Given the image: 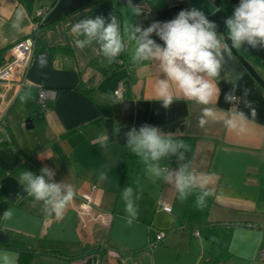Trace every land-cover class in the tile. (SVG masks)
I'll use <instances>...</instances> for the list:
<instances>
[{
    "label": "crops",
    "instance_id": "1",
    "mask_svg": "<svg viewBox=\"0 0 264 264\" xmlns=\"http://www.w3.org/2000/svg\"><path fill=\"white\" fill-rule=\"evenodd\" d=\"M131 3L141 8L140 15L135 16L128 0H0V64L12 44L30 35L36 9L48 7L33 35L26 84L16 88L0 82V232L8 234L0 240V264H6L5 257L7 264H20L21 247L60 252L34 253L25 257L27 264H264L258 258L264 250V50L233 49L218 81L219 100L210 105L218 112L238 107L248 114L247 131L239 134L222 123L201 128L203 106L183 96L164 109L153 91L154 65L132 63L134 45L127 40L123 64L116 65L95 44L77 48L71 34L72 24L85 17L107 21L115 15L123 31L131 24L146 28L153 21L171 20L191 8L203 11L217 31L225 33L224 20L239 0ZM18 10H23L24 19L14 29ZM41 54L45 67L38 63ZM119 82L124 90L116 100ZM40 86L54 94L46 99L44 123L32 121L28 127ZM233 87L241 99L229 103L225 94ZM244 89L250 90L247 99L257 111L255 120L243 105ZM144 124L171 136L195 138L193 167L208 175L212 192L205 207H196L195 194L181 200L171 185L154 180L140 160L127 156L124 132ZM105 131L110 140L101 148L96 141ZM40 155L52 158L41 160ZM44 166L55 170V182L65 181L76 192L61 220L46 215L17 183L21 170L38 175ZM101 172L107 174L104 181ZM129 186L139 195L132 225L126 222L121 198ZM17 193L23 199H17ZM161 201L172 207L171 213L159 208ZM86 202L92 210L82 208ZM9 208L14 216L6 221L3 213ZM159 232L165 236L157 241ZM15 240L20 247L7 244Z\"/></svg>",
    "mask_w": 264,
    "mask_h": 264
},
{
    "label": "clouds",
    "instance_id": "2",
    "mask_svg": "<svg viewBox=\"0 0 264 264\" xmlns=\"http://www.w3.org/2000/svg\"><path fill=\"white\" fill-rule=\"evenodd\" d=\"M128 7L135 16L141 14V8L133 6L131 0H128ZM23 19V10H18L12 28L19 29ZM224 24L226 32L220 33L217 24L210 21L203 11L191 8L179 11L171 20L153 21L146 28L131 24L123 31L115 15H111L107 21L101 16L85 17L72 24L71 34L77 48L84 49L95 44L100 54L109 61L125 51L127 40L134 45L132 63L139 65L148 62L154 65L156 77L153 91L164 109H169L177 96H183L203 106L198 121L201 128L209 123H222L226 130L243 134L247 131L248 114L238 107L218 112L210 105L217 104L219 100L221 89L218 81L225 73L228 61L233 58V49L264 50V0H239ZM153 35L163 44L157 43ZM38 63L40 67L46 66L43 54ZM235 91L233 87L225 94L227 102L241 99L235 95ZM249 92V89H244L242 102L245 108L250 109V117L255 120L257 111L247 99ZM115 134L118 135L119 130ZM124 137L126 148L139 158L154 180L171 185L181 200L195 194L196 207L206 206L207 198L212 195L208 175L193 167L192 160L186 155L189 146L183 140L149 124L138 129L132 127L124 132ZM109 140L110 136L105 131L98 135L96 142L101 148H107ZM173 156L178 163L176 169L162 163ZM45 158L52 157L40 155L41 160ZM55 175V170L44 166L38 175L21 170L16 179L23 192L33 199L34 204H40L46 215L61 220L76 192L73 185L65 181L55 182ZM99 179L106 180L107 174L101 172ZM121 198L127 213L126 222L132 225L138 217L136 201L139 195L129 186L122 190ZM17 199H23V196L17 193ZM13 216L11 208L3 213L6 221ZM4 259L7 264L8 258Z\"/></svg>",
    "mask_w": 264,
    "mask_h": 264
},
{
    "label": "built area",
    "instance_id": "3",
    "mask_svg": "<svg viewBox=\"0 0 264 264\" xmlns=\"http://www.w3.org/2000/svg\"><path fill=\"white\" fill-rule=\"evenodd\" d=\"M48 11V7L42 6L36 9L34 13V18L32 21L31 32L30 35L24 37L14 44H12L7 51L6 60L0 64V82L12 84L16 88H20L26 84V72L30 63L31 55H32V46H33V35L38 31L40 25L43 23L45 15ZM116 65H122L123 60L121 59V55L114 59ZM124 83L119 82L116 90L114 91V98L119 100L123 96ZM54 93L50 92L43 86L38 88L37 95V106L46 110V99L49 96H52ZM92 205L90 203L82 204V208L85 210H92ZM159 208L167 213H171L172 207L165 202H159ZM196 234H198L196 232ZM165 236V232H159L156 236V240L160 241ZM258 258L260 261L264 262V250H260L258 252ZM218 264H227L223 262H219Z\"/></svg>",
    "mask_w": 264,
    "mask_h": 264
},
{
    "label": "trees",
    "instance_id": "4",
    "mask_svg": "<svg viewBox=\"0 0 264 264\" xmlns=\"http://www.w3.org/2000/svg\"><path fill=\"white\" fill-rule=\"evenodd\" d=\"M45 88V87H44ZM44 113H45V110H42L40 109L39 107L36 108V111L35 113L30 117L32 119V121L40 126L44 123ZM174 138L176 139H181L183 140L188 146H189V153H187L186 155L188 156L189 159L192 160V157H193V152H194V143H195V138H193L192 136H185V135H179V136H173ZM126 154L128 157L130 158H133V159H136V160H139L138 157H136L134 154H132L131 152H129V150L127 149L126 150ZM162 163H166L168 164L169 166H175V167H178V163H177V159L175 156H173L170 160H166V161H162ZM10 247H14V248H18L20 247L21 243L18 242L17 240L15 241H10L7 243ZM22 249V255L21 257H24L22 258V261H20V264H27L28 261L26 260L25 261V257H28L32 254H41V255H59L60 252L56 251V250H34V249H28V250H23V248L21 247Z\"/></svg>",
    "mask_w": 264,
    "mask_h": 264
},
{
    "label": "water",
    "instance_id": "5",
    "mask_svg": "<svg viewBox=\"0 0 264 264\" xmlns=\"http://www.w3.org/2000/svg\"><path fill=\"white\" fill-rule=\"evenodd\" d=\"M26 122H27L28 127H32L33 123H32L31 118H27ZM7 237H8V234L6 232H4V231L0 232V240L1 241H5L7 239Z\"/></svg>",
    "mask_w": 264,
    "mask_h": 264
}]
</instances>
